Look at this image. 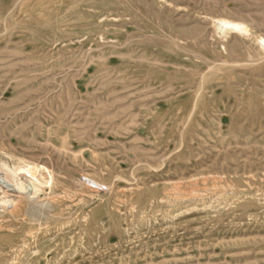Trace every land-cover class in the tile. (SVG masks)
<instances>
[{"label": "rangeland", "instance_id": "1", "mask_svg": "<svg viewBox=\"0 0 264 264\" xmlns=\"http://www.w3.org/2000/svg\"><path fill=\"white\" fill-rule=\"evenodd\" d=\"M217 17L264 38V0H0V264H264V51Z\"/></svg>", "mask_w": 264, "mask_h": 264}, {"label": "bare ground", "instance_id": "2", "mask_svg": "<svg viewBox=\"0 0 264 264\" xmlns=\"http://www.w3.org/2000/svg\"><path fill=\"white\" fill-rule=\"evenodd\" d=\"M212 29H213V33L214 36L217 37L218 39L224 40L227 39L230 36H233L235 38H238L240 40L243 41H250L252 43H254L256 45V47L261 51H264V38L260 35H256L253 34L249 27L239 21H234L231 19H227V18H223V17H217V18H212ZM223 48V50H227V48L221 46ZM222 50V51H223ZM244 60V59H243ZM243 60H236V62H242ZM212 63V62H211ZM210 63V64H211ZM215 65L210 66L211 68H213ZM5 164V163H4ZM6 166V165H5ZM1 167V166H0ZM3 167V166H2ZM16 167V166H15ZM8 170V169H7ZM4 169V172L7 171ZM2 171V170H1ZM9 172V171H8ZM7 173V172H6ZM11 173V172H10ZM14 173V172H13ZM4 174V173H3ZM12 176V175H11ZM4 177V176H3ZM87 177V180L89 181V183L97 185V186H101L104 183L93 178V177ZM11 180V178H9ZM15 179V178H13ZM18 180V179H17ZM9 182V181H8ZM12 182V181H11ZM16 183V182H15ZM18 184V183H17ZM17 184H15L17 186ZM20 184V183H19ZM87 187L89 189H93V190H98L97 188H92L90 185L86 184ZM15 186V187H16ZM20 186V185H19ZM106 186V185H105ZM32 190L35 191L37 185L32 183L31 184ZM23 188V187H22ZM37 191V190H36ZM42 213V212H40ZM42 215V214H40ZM22 221H25L24 218H21ZM47 251L49 250V247H47L46 250L43 251L44 254L47 253ZM37 254V253H36ZM45 261H48V258L45 259Z\"/></svg>", "mask_w": 264, "mask_h": 264}]
</instances>
